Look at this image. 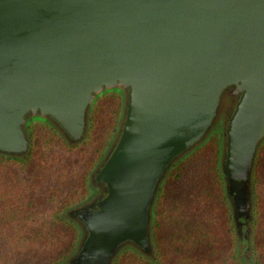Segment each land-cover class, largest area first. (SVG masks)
<instances>
[{
	"label": "water",
	"instance_id": "1",
	"mask_svg": "<svg viewBox=\"0 0 264 264\" xmlns=\"http://www.w3.org/2000/svg\"><path fill=\"white\" fill-rule=\"evenodd\" d=\"M103 94L122 106L89 174L98 191L66 210L79 226L66 264H114L125 249L152 258L164 178L217 130L235 233L250 223L264 0H0V155L24 156L36 123L81 143Z\"/></svg>",
	"mask_w": 264,
	"mask_h": 264
},
{
	"label": "rangeland",
	"instance_id": "2",
	"mask_svg": "<svg viewBox=\"0 0 264 264\" xmlns=\"http://www.w3.org/2000/svg\"><path fill=\"white\" fill-rule=\"evenodd\" d=\"M112 95L116 96L119 100L117 116L114 121V129L106 140L104 148L99 153L100 156L97 158V161H95L92 167H88L87 162L93 149L101 140V132H103L104 125L111 122L109 121V118L112 116L113 104L109 101H103V99L106 96ZM101 100L102 102L99 105ZM95 106H99L94 114L96 128L92 138H90L91 118ZM121 106L122 101L119 95L103 94L91 110L88 134L79 144L68 145L53 129L56 135L65 144L68 146H76L75 149L72 150H64L57 144L56 140L50 136V134L47 132H40L38 134V145L33 154V157L35 158V165L33 167L28 166V169H22L20 166L5 160L7 156L0 155V157H2L0 159V255L3 257L2 264H16L18 260L24 259L27 254L33 256V253L36 254L43 248L45 249L50 242L57 241L58 233L52 228V224L47 221L46 215L43 217L44 214H41V211H48L50 208L55 209L64 204L66 205L68 202L67 200L70 199V195L74 191L79 190L80 183L85 174L88 187L89 174L95 164L104 155V152L116 131ZM35 126H47L48 128H51L46 124L36 123L29 127V131ZM220 128L221 126L219 124L218 129ZM221 131L217 130L213 132L200 147L196 148L195 151L189 153L180 160L182 161L186 158V161L184 160L185 165L183 166L179 177L173 176L170 171L179 162L178 161L164 178L157 195L152 221V240L155 248L154 256L152 255L153 257L149 258L134 250L125 249L118 255L119 257L129 252L130 254L137 255L146 262L158 263L159 252L153 231L155 218L162 219L161 225L166 226L168 224L163 223V220L166 217H172L167 226V230L162 233V236L165 238L169 236L171 230L178 231L179 228L178 221H176L178 211H176L174 215H167V212L165 211L166 203H170L174 208L185 206V204H187L189 207L188 209L183 207L185 215H182L180 219L187 220L190 223L189 226L191 228L196 225L198 218L205 217V203L203 204L202 202H199L196 194L199 195V192L202 189H207L208 187L210 177L208 166L211 159L210 149L207 148V146L214 143L219 157ZM202 148H205V150L200 155L191 159L192 154ZM217 167L219 170L218 162ZM91 189L92 187L90 188L89 193H87L88 195H86L82 201L67 206L66 209L62 211V214L64 213L66 216V210L85 202L90 196H93L95 193L91 194ZM161 189L162 192H160ZM253 191L254 214L257 196L254 178ZM159 200H161L162 206H158ZM190 210L192 211V215L188 213ZM47 216H49V214H47ZM253 219L250 223L248 222L246 226H243V228L238 227L239 229L237 230H239V232L235 233V250L238 245L243 248V242L252 234ZM25 221H27L26 228L23 227V222ZM245 228H247V232L244 230ZM189 231L193 232L194 230ZM27 244L28 246H26ZM203 248L204 247H202V249Z\"/></svg>",
	"mask_w": 264,
	"mask_h": 264
},
{
	"label": "trees",
	"instance_id": "3",
	"mask_svg": "<svg viewBox=\"0 0 264 264\" xmlns=\"http://www.w3.org/2000/svg\"><path fill=\"white\" fill-rule=\"evenodd\" d=\"M104 100L113 104L112 116L109 118L111 122L104 125L103 132H101V140L93 149L87 162L88 167H92L95 161H97V158L100 156L99 153L104 148L106 140L109 138L115 125L114 121L117 116L119 100L114 95L106 96L103 101ZM101 102L102 100L99 102V105ZM98 107L99 106H95L92 112L90 138H92L96 128L94 114L98 110ZM40 132H47L50 134L64 150H72L76 147L65 144L52 128H48L47 126H35L28 132L30 143L27 153L22 157L7 156L5 160L20 166L22 169H28V166L33 167L35 165L33 154L38 145V134ZM209 146H207V148L210 149L211 161L208 166L210 171L208 187L207 189H202L199 195L196 194L197 200L203 204L205 203V217L198 218L196 225L191 228L187 220L180 219L182 215H185L183 207L188 209L189 206L185 204V206L174 208L170 203H166L165 211L167 215H174V213L178 211L176 221H178L179 228L178 231L171 230L169 236L165 238L162 236V233L167 230V226L172 217H166L163 220V223L168 224L166 226L161 225L162 219L155 218L153 231L159 252V261L157 264H264V142L259 147L253 169V178L257 192L255 215L252 224L253 232L248 236L249 238L243 242V248L238 245L236 250L235 231L230 207L227 197L224 195L223 184L217 167V149L214 143H211ZM205 148L194 152L191 159L200 155ZM1 158L2 157H0V159ZM184 160L179 161L170 170L173 176L179 177L185 165L186 160ZM85 176L86 174L80 183L79 190L74 191L70 195V199L67 200L68 202L66 205L64 204L55 209L50 208L48 211H41V214H44L43 217L46 215L47 221L52 224V228L58 233L57 241L50 242L45 249L43 248L36 254L33 253V256L27 254L24 259L18 260L16 264H66L65 260L75 251L79 226L71 218L62 214V211L65 210L67 206L82 201V199L88 195L87 193H89L90 188L89 186L87 187V177ZM91 191V194H94L98 190L92 187ZM160 192H162V189ZM158 206H162L161 200H159ZM188 213L192 215L191 210ZM47 214H49V216H47ZM26 224L27 221L23 222L24 228H26ZM189 230L194 231L190 232ZM26 246H28V244ZM202 247L204 248L202 249ZM2 262L3 257L0 255V264H2ZM114 264L155 263L146 262L137 255L127 252L121 257L118 256Z\"/></svg>",
	"mask_w": 264,
	"mask_h": 264
},
{
	"label": "flooded vegetation",
	"instance_id": "4",
	"mask_svg": "<svg viewBox=\"0 0 264 264\" xmlns=\"http://www.w3.org/2000/svg\"><path fill=\"white\" fill-rule=\"evenodd\" d=\"M94 188H95V187H94ZM240 220L243 222V218H241ZM245 224H246V223H245ZM245 224H244V225L242 224L241 227L243 228V226H246ZM245 230L247 231V228H245Z\"/></svg>",
	"mask_w": 264,
	"mask_h": 264
}]
</instances>
